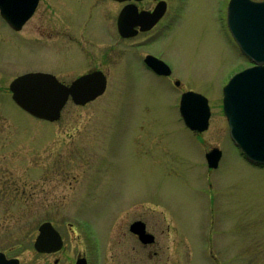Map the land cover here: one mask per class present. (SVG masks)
Returning <instances> with one entry per match:
<instances>
[{
	"label": "rangeland",
	"instance_id": "rangeland-1",
	"mask_svg": "<svg viewBox=\"0 0 264 264\" xmlns=\"http://www.w3.org/2000/svg\"><path fill=\"white\" fill-rule=\"evenodd\" d=\"M167 1L154 30L120 41L119 6L110 0H41L20 31L0 18L6 257L20 264L78 256L89 264H264V166L245 160L221 109L223 87L250 64L228 33V0ZM146 53L161 54L172 77L150 74L140 62ZM92 70L106 75V91L82 106L68 99L55 122L11 100L9 83L21 74L46 71L68 84ZM185 91L208 100L203 133L180 118ZM214 147L222 158L210 170L204 154ZM47 221L64 241L56 254L33 248ZM135 221L155 236L156 248L130 232Z\"/></svg>",
	"mask_w": 264,
	"mask_h": 264
},
{
	"label": "water",
	"instance_id": "water-1",
	"mask_svg": "<svg viewBox=\"0 0 264 264\" xmlns=\"http://www.w3.org/2000/svg\"><path fill=\"white\" fill-rule=\"evenodd\" d=\"M38 2L0 0V16L18 31L32 16ZM164 12V6L158 4L152 13H141V27L150 28ZM132 15L134 12L127 6L118 18V30L123 37H130L134 33L130 22ZM227 27L240 51L253 64L235 74L223 90V111L228 121L230 138L249 162L264 165V1L230 0ZM145 62L157 74H170L169 67L152 56H147ZM175 84L178 85V82ZM105 88V76L99 71L83 75L69 86L44 73L25 74L9 84L12 100L17 106L49 122L60 118L69 96L74 104L85 105L102 95ZM179 111L185 125L191 130L202 132L207 129L209 108L206 98L200 94L184 93ZM219 157L220 151L217 149L206 155L209 168L217 166ZM130 230L143 243L152 241L151 236L146 235L143 223H133ZM61 245V238L50 223L39 227V235L34 244L36 251L51 253L60 249ZM0 264H18V261L5 260L3 254H0ZM76 264H85V260L80 259Z\"/></svg>",
	"mask_w": 264,
	"mask_h": 264
},
{
	"label": "flooded vegetation",
	"instance_id": "flooded-vegetation-1",
	"mask_svg": "<svg viewBox=\"0 0 264 264\" xmlns=\"http://www.w3.org/2000/svg\"><path fill=\"white\" fill-rule=\"evenodd\" d=\"M110 1H112V0H110ZM150 1H152L153 3H154V5L151 7V8H146V3L147 2H150ZM112 2H114V3H116L118 6H119V9H118V12H117V17H118V15H119V13L121 12V10L126 6V5H131V7H132V11L134 12V15H133V17L131 18V22H132V24H133V27H134V33H133V36L132 37H130L129 39H136V38H139L140 36H143V35H145V34H147V33H149L150 31H152V30H154L157 26H158V24H160V22L164 19V17H165V14H166V12H167V9H168V1L167 0H131L130 2H124V3H120V2H115V1H112ZM228 2H229V0H228ZM161 4V5H163V3L165 4V8H166V11H165V13H164V15L161 17V19L153 26V27H151L150 29H148V30H142L141 28H140V26H138V22L140 21V19H139V17H138V14H140V13H144V12H152L153 11V9L156 7V5L157 4ZM117 17H116V21H117ZM115 28H116V25H115ZM116 33H117V36L119 37V41L121 40V39H123V40H125L124 38H122L120 35H119V33L117 32V28H116ZM144 43H136V45L137 46H141V45H143ZM148 55H150V56H153V57H156L157 59H159V60H162L163 61V58L161 57V54L159 55V54H151V53H146V54H144L143 56H142V58L140 59V62L142 63V65L145 67V69L147 70V71H149L150 72V74H152V75H154V76H157L158 78H163V79H165V78H170V77H172V70H171V74L170 75H168V76H163V75H158L157 73H155V71H153L149 66H147V64L145 63V59H146V57L148 56ZM164 62V61H163ZM169 66V65H168ZM170 67V66H169ZM170 69H171V67H170ZM43 72H46V71H43ZM47 73H50V72H47ZM78 77V76H77ZM76 77V78H77ZM76 78H74V79H76ZM73 79V80H74ZM59 80V79H58ZM72 80V81H73ZM175 80H178V79H175ZM175 80L173 81V84L175 83ZM60 81V80H59ZM72 81H70V83L72 82ZM60 82H62V81H60ZM62 83H65V82H62ZM69 84V83H68ZM180 84V83H179ZM191 132V131H190ZM197 134V133H196ZM136 237V236H135ZM137 238V237H136ZM138 239V238H137ZM138 242L145 248V247H148V246H150V247H152V248H156V244H157V242H156V240H155V236L153 237V240L151 241V242H149L148 244H142L139 240H138ZM63 247H64V244H63V246H62V248L58 251V252H60L62 249H63ZM58 252H56V253H58ZM55 253V254H56ZM159 254V252L158 251H154L153 253H150V257H153V256H157ZM86 260H87V258H86ZM60 262H61V259H58V258H54L53 259V261H52V264H60ZM68 264H75V261L74 262H69ZM86 264H89V262H88V260L86 261Z\"/></svg>",
	"mask_w": 264,
	"mask_h": 264
},
{
	"label": "bare ground",
	"instance_id": "bare-ground-1",
	"mask_svg": "<svg viewBox=\"0 0 264 264\" xmlns=\"http://www.w3.org/2000/svg\"><path fill=\"white\" fill-rule=\"evenodd\" d=\"M23 27H24V26H23ZM23 27H22V28H23Z\"/></svg>",
	"mask_w": 264,
	"mask_h": 264
}]
</instances>
